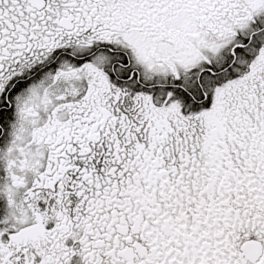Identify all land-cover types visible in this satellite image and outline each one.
<instances>
[{"label":"snow or ice","instance_id":"snow-or-ice-1","mask_svg":"<svg viewBox=\"0 0 264 264\" xmlns=\"http://www.w3.org/2000/svg\"><path fill=\"white\" fill-rule=\"evenodd\" d=\"M0 264H264V0H0Z\"/></svg>","mask_w":264,"mask_h":264}]
</instances>
